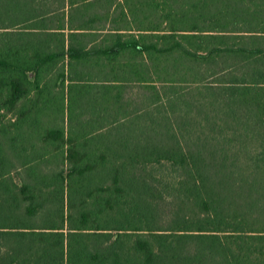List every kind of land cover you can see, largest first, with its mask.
Returning <instances> with one entry per match:
<instances>
[{
	"label": "trees",
	"instance_id": "trees-1",
	"mask_svg": "<svg viewBox=\"0 0 264 264\" xmlns=\"http://www.w3.org/2000/svg\"><path fill=\"white\" fill-rule=\"evenodd\" d=\"M0 264H264V0H0Z\"/></svg>",
	"mask_w": 264,
	"mask_h": 264
}]
</instances>
